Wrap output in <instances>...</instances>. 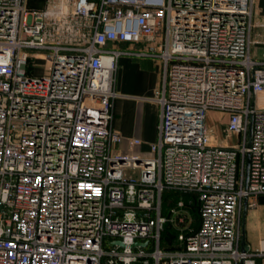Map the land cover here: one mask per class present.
<instances>
[{"label":"built area","instance_id":"built-area-1","mask_svg":"<svg viewBox=\"0 0 264 264\" xmlns=\"http://www.w3.org/2000/svg\"><path fill=\"white\" fill-rule=\"evenodd\" d=\"M255 3L0 0V264H264L240 248L264 196ZM122 56L162 66L149 157L112 127Z\"/></svg>","mask_w":264,"mask_h":264},{"label":"crops","instance_id":"crops-1","mask_svg":"<svg viewBox=\"0 0 264 264\" xmlns=\"http://www.w3.org/2000/svg\"><path fill=\"white\" fill-rule=\"evenodd\" d=\"M253 20L256 24L255 33L264 35V0H256ZM161 77L162 66L159 61L129 56L118 59L114 82L117 96L112 101V127L122 138L119 149L129 151V140L137 139L140 143L133 151L143 157L151 155L149 146L158 136L160 106L154 97ZM246 243L251 249L258 250L248 241Z\"/></svg>","mask_w":264,"mask_h":264},{"label":"rangeland","instance_id":"rangeland-1","mask_svg":"<svg viewBox=\"0 0 264 264\" xmlns=\"http://www.w3.org/2000/svg\"><path fill=\"white\" fill-rule=\"evenodd\" d=\"M29 1V0H28ZM35 2L33 0H30L28 5L35 6ZM44 4V0L40 7H33V9H40ZM29 7V6H28ZM30 8V7H29ZM37 69H43L42 63L37 61L36 62ZM40 70H35V74L39 73ZM113 103V102H112ZM225 120L224 115H219L213 112L208 113L207 116V125L209 127H214L215 131L218 133V123L223 122ZM116 150H112V155L116 154ZM120 153L123 155L127 154L128 151H123L120 149ZM164 204L172 198H175L176 195L173 193L167 192L163 196ZM264 198V197H263ZM245 217L244 220L242 218L241 220V227H242V221H244V231H245V240L248 241L252 247L259 249L261 247L264 249V200L260 201V198L257 199L256 205L250 208H247L245 211Z\"/></svg>","mask_w":264,"mask_h":264},{"label":"trees","instance_id":"trees-1","mask_svg":"<svg viewBox=\"0 0 264 264\" xmlns=\"http://www.w3.org/2000/svg\"><path fill=\"white\" fill-rule=\"evenodd\" d=\"M35 3L34 4H36L35 6L33 5V6H31V5H29V7L30 8H33V7H40V5L42 4V2H43V0H33ZM29 2H30V0L28 1V4H29ZM44 5V4H43ZM43 7V6H42ZM41 7V8H42ZM40 8V9H41ZM174 194V193H173ZM174 195H176V194H174ZM264 196H260L259 198H260V201H262V199L264 200V198H263ZM177 198V195H176V197L175 198H172L173 199V201L175 200ZM258 198V199H259ZM197 203H195V209H194V211H193V215H194V217L196 218L197 217V214H196V210H197ZM174 231H169L168 229H166L165 231H164V233H163V239L164 240H168V241H170V240H172V238H174Z\"/></svg>","mask_w":264,"mask_h":264},{"label":"water","instance_id":"water-1","mask_svg":"<svg viewBox=\"0 0 264 264\" xmlns=\"http://www.w3.org/2000/svg\"><path fill=\"white\" fill-rule=\"evenodd\" d=\"M245 211L243 212V215H242V218L244 220V217H245ZM110 244H117L119 246H122L121 242L119 241H116V242H111ZM145 243H139V242H136L132 245V247H137V246H144ZM240 248L242 251H246L248 249V246H247V243H246V240H245V231H244V221H242V227H241V243H240Z\"/></svg>","mask_w":264,"mask_h":264}]
</instances>
